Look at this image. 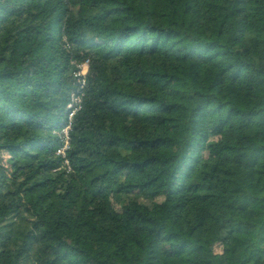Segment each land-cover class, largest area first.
Masks as SVG:
<instances>
[{
	"label": "trees",
	"instance_id": "16d2710c",
	"mask_svg": "<svg viewBox=\"0 0 264 264\" xmlns=\"http://www.w3.org/2000/svg\"><path fill=\"white\" fill-rule=\"evenodd\" d=\"M0 264H264V0H0Z\"/></svg>",
	"mask_w": 264,
	"mask_h": 264
},
{
	"label": "built area",
	"instance_id": "2783aa9c",
	"mask_svg": "<svg viewBox=\"0 0 264 264\" xmlns=\"http://www.w3.org/2000/svg\"><path fill=\"white\" fill-rule=\"evenodd\" d=\"M89 60L84 61L79 65L80 69L75 73V76H77V81L79 84V88L72 92L71 94V100L68 104L69 112V122L68 124L59 132L61 135V138L63 140V146L58 150V153H61L65 156V151L69 148L70 145V130L72 125V118L74 114L81 108L82 104V96L84 94L83 88L86 84V74L87 71L84 72V67H87L86 69H89ZM66 164H69V161L66 160Z\"/></svg>",
	"mask_w": 264,
	"mask_h": 264
},
{
	"label": "rangeland",
	"instance_id": "374dc122",
	"mask_svg": "<svg viewBox=\"0 0 264 264\" xmlns=\"http://www.w3.org/2000/svg\"><path fill=\"white\" fill-rule=\"evenodd\" d=\"M86 68H87V67H84V72H85V71H87V72H88V70H87Z\"/></svg>",
	"mask_w": 264,
	"mask_h": 264
}]
</instances>
